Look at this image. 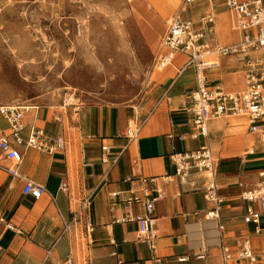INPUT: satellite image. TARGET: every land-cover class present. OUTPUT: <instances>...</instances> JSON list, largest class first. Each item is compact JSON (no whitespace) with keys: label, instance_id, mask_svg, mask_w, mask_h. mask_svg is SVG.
<instances>
[{"label":"crops","instance_id":"crops-1","mask_svg":"<svg viewBox=\"0 0 264 264\" xmlns=\"http://www.w3.org/2000/svg\"><path fill=\"white\" fill-rule=\"evenodd\" d=\"M211 10L216 15L212 43L240 42L243 34L233 27L232 16L221 0L195 2L186 15L198 20ZM222 11L227 15L220 16V33L227 35L231 29L236 33V39L225 44L216 30ZM250 55L256 56L254 52ZM241 56H211L215 64L205 72L209 84L230 92L245 89L246 67ZM186 59L185 54H177L172 65L157 76H166V81L141 102L100 108L94 114L75 113L77 118L68 116L72 132L67 133L60 124L64 115L50 117V108L41 106L27 115L25 137L32 125L44 126L50 134L65 139L66 149L56 153L30 149L18 166L10 159L0 162V214L23 230V234L12 230L0 234V264H222L216 224L204 219L213 204L204 199L202 191L179 182L171 160L174 151L196 149L205 142L216 159V181L223 199L221 220L231 233L248 229L256 252L262 256L258 264H264V234H254L251 227L244 226L245 203L240 199L244 189L240 183L251 188L261 179L263 144L258 135L239 131L244 117H234L240 119L232 124V116L211 119L207 138L181 139L193 129L186 107L197 85L195 69L185 66ZM131 119L142 123L135 140L125 135ZM103 145L108 147L106 161L102 160ZM13 165L22 176L43 184L47 194L40 200L23 195L24 182L6 171ZM167 175L169 181H165ZM142 176H158L166 191V197L155 205L153 246L140 237L136 222H115L110 211V192L129 195L133 188L140 190L138 178ZM191 179H197L198 188L203 186L199 175L193 174ZM85 198H90L89 207L74 218L73 211ZM134 210L138 212L140 207ZM72 220L66 229L64 221ZM203 250L206 257L200 258ZM183 256L188 259L179 261Z\"/></svg>","mask_w":264,"mask_h":264},{"label":"built area","instance_id":"built-area-1","mask_svg":"<svg viewBox=\"0 0 264 264\" xmlns=\"http://www.w3.org/2000/svg\"><path fill=\"white\" fill-rule=\"evenodd\" d=\"M198 1L200 0H182L178 13L168 22L154 60L157 69L164 70L172 65L176 54H185V66H193L195 69L197 85L190 93L186 107L193 129L190 135L182 134L180 137L182 140L207 138L208 122L211 119L226 116L245 117L249 132L258 135L264 147V0H221L232 16L233 27L243 34L240 42L230 45H214L210 39L216 19L214 11L201 14L198 20L186 15L190 6ZM259 50L262 51L261 55L251 57L250 52ZM233 54L242 55L240 58L246 67L245 89L230 92L220 85H210L205 72L215 64L211 56ZM40 108V105L28 102L0 104V120L7 123L6 128L0 124V162L10 159L18 166L23 161L24 152L30 149L47 153L66 149L65 139L50 134L44 126L32 125L28 136L25 137L24 130L28 127L27 115ZM141 126L142 123L138 120H129L126 137L129 140L137 139ZM102 150V160L106 161L108 147L103 145ZM171 160L175 167L174 175L179 182L193 190L202 191L204 199L213 204L206 210L204 219L216 224L221 263L258 264L262 256L256 252L248 229L240 234L231 233L221 220L223 199L218 192L216 159L209 143L205 142L196 149L174 151ZM6 171L24 182L23 195L40 200L47 194L43 184L22 176L17 167H8ZM193 174L203 179L201 188L197 187V179H191ZM260 178L251 188H245V184L240 183L244 188L240 193V199L245 203L242 212L243 224L251 227L253 233L258 235L264 234V170L260 172ZM158 179V176L138 178L140 190L133 188L129 195L118 190L110 192V211L115 222H136L140 237L148 240L152 246V232L156 223L155 205L166 197V191ZM170 179V175L165 177V181ZM90 203V198L83 199L73 211L74 218L87 209ZM135 207H140V211L136 212ZM118 209L122 210L121 214H117ZM72 224L73 220L64 221L66 229ZM5 230L23 234V230L0 214V234ZM199 257H206V251L203 250ZM187 259L183 256L179 261Z\"/></svg>","mask_w":264,"mask_h":264},{"label":"rangeland","instance_id":"rangeland-1","mask_svg":"<svg viewBox=\"0 0 264 264\" xmlns=\"http://www.w3.org/2000/svg\"><path fill=\"white\" fill-rule=\"evenodd\" d=\"M181 1L0 0V104L50 108L69 133L68 116L145 100L166 81L154 60ZM222 14L216 30L225 44L236 33H220ZM242 119L239 131L248 135Z\"/></svg>","mask_w":264,"mask_h":264},{"label":"bare ground","instance_id":"bare-ground-1","mask_svg":"<svg viewBox=\"0 0 264 264\" xmlns=\"http://www.w3.org/2000/svg\"><path fill=\"white\" fill-rule=\"evenodd\" d=\"M177 12H178V11H177ZM177 12H176V13H177ZM254 54H256V55H257V54H258V55H261V54H262V51H260V50H259V51H255ZM176 55H177V54H176ZM176 55H175V58H176ZM163 71H164V70H163ZM163 71H162V72H163ZM250 133H252V132H250ZM254 134H255V133H254ZM253 151H254V150H253ZM250 152H252V151H250ZM13 167H14V165H13L11 168H13Z\"/></svg>","mask_w":264,"mask_h":264}]
</instances>
